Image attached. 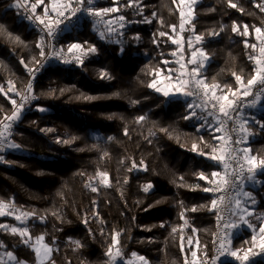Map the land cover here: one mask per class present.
<instances>
[{
	"label": "trees",
	"instance_id": "obj_1",
	"mask_svg": "<svg viewBox=\"0 0 264 264\" xmlns=\"http://www.w3.org/2000/svg\"><path fill=\"white\" fill-rule=\"evenodd\" d=\"M96 2L98 7L112 4V0ZM120 2L123 4L125 0ZM14 3L15 0H0V24L13 36H19L24 44L10 43L5 37H0V86L12 81L22 87L26 80V68L20 59L28 63L33 55L38 57L39 50L35 47L38 33L28 26L20 10L11 7ZM142 3L147 5L143 9L144 15L151 18L155 12L163 19L164 26L158 20L150 24L140 23L138 21L143 17L134 15L133 9L122 8L120 14L131 21H137L121 29L123 36L120 38L124 40L125 50L123 54L119 51L122 45L99 40L96 32L91 30L92 21L84 19L61 33L58 42L61 46L88 41L97 46L98 54L85 58L83 67L57 63L44 68L39 75L35 94L47 92L49 88L75 87L58 99L40 96L32 108L22 115L14 140L23 145L24 150L10 151L5 157L19 161L24 167L0 164V200L9 202L12 198L18 208L48 214L46 224L29 220L27 226L33 236L48 231V242L55 237L60 248L58 253H53L56 264H66V258L72 264H80L81 258H86L91 264H102L106 259L104 251L107 241L100 235V225L92 218L93 200L97 205L95 211L105 222L106 233H110L113 228L125 230L120 240L127 258H131V253L135 252L147 258L149 264H183L184 253L180 250L182 235L185 250L186 240L192 235L194 242L198 239L201 246L207 245L208 254L210 252L214 216L206 211L187 213L191 226L198 229L194 234L191 227L184 226L179 216V201L190 207L204 203L207 194L180 188L173 183L174 180L180 183V176L190 185L204 183L198 181L193 173L211 170L208 167L211 162L189 149L198 135L207 140L208 133L204 130L197 133L200 120L186 121L182 118L186 114V102L183 99L169 101L147 87L152 79L146 74L149 67L158 65L162 58L172 61L173 57L169 53L177 47L167 37H159L158 31L172 34L167 25L174 24L178 29L180 13L172 0H142ZM239 4L245 14L227 8L226 0H200L193 21L195 31L205 35L206 51L215 53L211 63L206 65L205 75L208 80L215 78L220 84L235 86L232 72L247 77L253 68V63L248 59L251 49H245L242 42L245 38L233 33L231 24L237 21L262 26L264 13L255 8L252 0H239ZM211 8L216 11H209ZM221 24L227 27L219 36L207 35L209 29L218 30ZM187 28L188 25L183 41L185 59L190 56L187 40L192 37V32ZM135 34H139V42L131 41ZM154 34H157L156 39L162 41L160 47L153 44ZM247 39L254 43V34ZM161 52L164 57L160 56ZM33 66L29 64V67ZM169 66L173 67L174 64ZM102 70L111 73L114 79H98V73ZM81 91L99 96L100 99L91 102L76 100L75 97ZM133 100L139 103L133 105ZM36 105L48 108V112H38ZM0 108L5 112L11 110L9 99L2 93ZM246 113L264 120L263 109H250ZM113 114L112 120L107 119ZM140 115H146L147 120L136 124L135 118ZM32 121L37 123L33 124ZM125 127L129 136L124 135ZM161 127L169 130L171 138L167 133L159 131ZM40 128H53L55 131L46 134ZM254 130L259 134L250 137L249 144L253 154L264 155V133L259 132L258 125ZM57 136L62 139L76 136L78 139L69 145L57 144ZM108 137L113 139L109 140ZM149 140L152 142L149 143ZM141 159L148 171H126L133 161L139 164ZM97 170L107 171L111 187L100 188L98 193H92L85 185L90 182L89 177H95ZM38 172L43 174L37 175ZM125 177L128 178L126 184L123 183ZM260 179L264 181V176ZM91 182L98 183L99 177ZM147 182H151L154 187L145 194L142 186ZM253 191L257 197L256 214H264V183L256 185ZM157 201L161 202L157 204ZM149 204L154 207L145 212L143 209ZM52 211L62 213L64 223L52 216ZM85 214L89 220L87 226L81 222ZM162 221L166 222L164 228L159 227ZM0 223L19 224L12 216L0 217ZM253 223L259 226L261 221L254 219ZM173 225L177 226L175 233L171 231ZM56 228L62 231H55ZM88 228L92 229L95 238L89 236ZM251 235V230L243 229L233 240V247H240L242 241L250 239ZM0 240L19 258L34 264L33 253L18 245V237L0 231ZM70 240H79L86 247L73 252ZM197 251L200 255L201 250ZM255 264H264V260Z\"/></svg>",
	"mask_w": 264,
	"mask_h": 264
},
{
	"label": "snow or ice",
	"instance_id": "obj_2",
	"mask_svg": "<svg viewBox=\"0 0 264 264\" xmlns=\"http://www.w3.org/2000/svg\"><path fill=\"white\" fill-rule=\"evenodd\" d=\"M177 2L180 13L179 31L183 33L186 30L185 26L188 25L187 30L192 32V37L187 40L190 56L185 59L182 38L177 39L173 35L177 32L176 25H167L172 34L158 31L159 37H167L172 44L177 46L176 50L169 53L176 59L173 62L162 58L158 65L150 66L146 74L150 75L152 79L147 83V87L166 100L183 99L186 102V114L182 118L186 121L200 120L201 123L196 129L197 133L201 130L208 133L207 140L204 136L198 135L189 149V151L211 162L208 166L211 170H198L193 173L198 181L204 183L190 185L184 181L183 176L179 177L180 183L175 180L173 183L180 188L198 190L207 194L204 203L194 204L190 207L183 201H179L181 208L179 216L184 222V226L191 227V232L196 233L198 229L191 226L190 218L186 214L200 211L211 213L217 226V231L214 233L215 238L212 241L215 254L212 256H209L206 251L207 245L201 246L198 239L194 242L192 235H189L186 240L187 250H185L184 237L181 236L180 250L181 253H184L183 264H222L221 258L223 257H231L240 261L241 264H247L249 257L257 254L254 249L259 248L261 252H264V214H256L257 197L252 191L247 190V185L255 186L264 183L260 179L261 176H264V155L253 154V149L249 144V138H254L255 135L259 134L254 130L256 125L259 126V132L264 133V120L249 115L245 111L248 108L264 107L262 104V100H264V21H262V26L232 22L231 31L244 37L242 42L245 49H251L248 53V59L253 63V68L247 77L242 73L233 71L235 86L220 84L215 78L208 80L205 75L206 65L211 63L215 53L206 51L204 47L205 35L197 33L193 24L200 0H172L173 4H177ZM252 2L255 8L264 13V0H252ZM226 5L227 8L245 14L239 0H226ZM146 6L142 0H125L123 4L120 0H112L111 6L108 7H98L96 0H15L11 7L18 10L22 9L23 18L38 29L35 47L39 51L38 57L33 55L28 63H25L23 58L20 59V63L25 66L30 77L23 94L12 81H8L7 89L0 86V93H4L6 96L7 93H13L14 96L20 97L19 102L13 97H8L12 105L10 113L0 108V113H3L0 116V164L24 167L19 161L6 159L3 153L24 150V146L14 140V129L16 124L21 121L26 106L31 108V102L39 99L40 96L58 99L75 87L72 85L59 89L49 88L47 92H42L39 95L34 94L33 82L48 61L58 60L65 65L75 64L77 67H83L85 58L89 55L98 54L97 46L88 41L57 46L54 42L60 34L70 27H74L81 17H89L92 20L93 31L98 34L99 40L122 45L119 51L123 54L125 51L123 48L124 40L120 38L123 36V32L120 30L124 29L127 24L137 23V21H131L125 15L120 14L122 8L133 9L134 15L143 17L141 21H138L140 23L150 24L153 20H158L161 26H164L163 19L158 17L155 12L152 13L151 18L144 15L143 9ZM209 11H216V9L211 8ZM226 27V25L221 24L218 30L209 29L207 35L209 37L219 36ZM251 34H254V43H250L247 39ZM156 35L154 34L153 44L160 47L162 41L156 39ZM0 37H5L10 43L24 44L19 36H13L2 24H0ZM131 41L139 42V34L133 35ZM178 52L179 56L177 55ZM160 56L164 57V53L161 52ZM173 63L177 67L169 66ZM29 64H34L35 67H29ZM161 75H163L162 81ZM98 79L111 81L114 77L106 70H102L98 73ZM75 99L91 102L100 99V97L81 91ZM131 103L135 105L139 101L133 100ZM36 110L42 114L48 112V108L40 105H36ZM113 118L114 114L107 117L109 120ZM121 119L123 118L121 117ZM146 120V115H140L135 118V123L141 124ZM32 123L36 124L37 122L32 121ZM230 123L231 126H229ZM40 131L47 134L55 130L53 128H40ZM159 131L167 133L171 138V133L167 128L161 127ZM124 135L129 136L127 127H125ZM76 139H78L76 136L63 139L57 136L55 143L69 145ZM108 139L112 140L113 138L108 137ZM148 142L151 143L152 141L149 140ZM104 155L106 156L107 152ZM133 170L148 171V168L141 159L139 164L133 161L131 166L126 169L128 172ZM42 174V172L37 173V175ZM95 177H99L98 183L91 182ZM95 177H89L90 182L85 185L92 193H98L100 188L111 187L107 171L97 170ZM123 183H128L127 177L124 178ZM153 187L151 182H147L142 186V191L147 194ZM160 202L157 201L156 203L159 204ZM92 204V218L100 225V235L105 237L107 241L104 251L106 259L102 264H149L147 258L135 252L131 253V258L125 257L120 240L125 230L113 228L110 233H106L105 222L95 211L96 201L93 200ZM152 207L154 205L149 204L143 210L147 212ZM51 215L60 223H64L62 213L52 211ZM4 216H12L19 225H25L16 226L0 223V231L18 237V245L33 253L34 264H56L53 253H58L60 248L55 237L52 238L51 242H48L46 241V237L49 235L48 231L45 230L39 235L33 236L30 227L27 226L29 220L46 224L47 213L41 214L36 210L26 211L22 207L18 208L14 200L9 202L0 200V217ZM132 219L135 220V217ZM254 219L261 221L259 226L253 223ZM81 222L86 226L89 224L87 214L84 215ZM165 226L166 222L162 221L159 224L161 228ZM242 227L251 230V238L243 240L240 247H233V240L239 235ZM147 230L150 231L151 229L148 228ZM55 231H62V229L56 228ZM171 231L175 233L177 226H171ZM88 234L95 238L91 228H88ZM69 244L72 246L73 252L86 247L79 240H70ZM245 245L247 247H244ZM198 249L201 250L200 255H198ZM0 264H29V262L8 250V245L0 240ZM66 264H72L71 260L66 258ZM80 264H91V262L86 258H81Z\"/></svg>",
	"mask_w": 264,
	"mask_h": 264
},
{
	"label": "built area",
	"instance_id": "obj_3",
	"mask_svg": "<svg viewBox=\"0 0 264 264\" xmlns=\"http://www.w3.org/2000/svg\"><path fill=\"white\" fill-rule=\"evenodd\" d=\"M20 11L22 12V15H24L23 10L20 9ZM84 19H85V20L92 21L91 18H89V17H81L80 21H82V20H84ZM25 22L28 24V26H30L32 29H34L35 32L38 33V29H36V28H35L32 24H30L27 20H25ZM120 31H121V30H120ZM60 35H61V34H60ZM59 40H60V36H59L58 39L54 42V43L57 44V46H60L59 43H58ZM46 51H47V49H46ZM57 63H60V62H59L58 60H49L48 63L45 65V67H46V66H52V65H55V64H57ZM69 65H72V64H69ZM33 67H35V65H34ZM45 67H44V68H45ZM44 68L41 69L40 72L36 75V79H35V81L33 82V85H34V94H35V91H36V87H37V83H38L39 75L43 72ZM25 76H26V80H25V82H24V84H23L22 87H18L16 84H14L15 87H16L18 90H21L22 94H23V91L26 90V85H27V83H28V81H29V78H30L29 75H28L27 69H25ZM3 87H4L5 89H7V87H8V82H5V83L3 84ZM2 94H3L5 97H7V98H8V97H13V98L17 99L18 102H19V100H20V97H19V96H14L13 93H7V96H6L4 93H2ZM249 99H251V98H249ZM9 101H10V100H9ZM35 101H36V100L32 101V102H31V105H33ZM31 108H32V106H31ZM31 108H28V107L26 106V109H25L24 113L28 112ZM11 109H12V105H11ZM250 109H251V108L245 109V111L250 110ZM10 111H11V110H10ZM9 113H10V112H9ZM24 113H23V114H24ZM18 125H19V123L16 124L15 129H14V132L16 131ZM229 126H231V123L229 124ZM9 152H10V151H7V152L3 153V155L8 154ZM9 201H13V199L11 198ZM216 231H217V226H216V222H215V219H214V230H213V234H212V238H211V243H210V252H209V256H212V255L215 254V253H214V249H213V245H212V241H213V239L215 238L214 233H215ZM255 252H256L257 254H256V255H252V256H250V257H249V261L247 262V264H255V263H257V262H260V261H263V260H264V252H261L259 248H258ZM221 260H222V263L228 262V263H233V264H241L240 261H237V260H235V259H233V258H231V257H223V258H221Z\"/></svg>",
	"mask_w": 264,
	"mask_h": 264
},
{
	"label": "rangeland",
	"instance_id": "obj_4",
	"mask_svg": "<svg viewBox=\"0 0 264 264\" xmlns=\"http://www.w3.org/2000/svg\"><path fill=\"white\" fill-rule=\"evenodd\" d=\"M179 7V5H178V2H177V8ZM92 24V23H91ZM185 28H186V26H185ZM91 30L93 31V25H92V27H91ZM186 32V30L183 32V33H180V31H179V28L177 29V32L175 33V36H176V38L177 39H181L182 38V43H183V41H184V33ZM96 35H97V37H98V34L96 33ZM60 45V44H59ZM61 46V45H60ZM177 55L179 56V52L177 53ZM175 59L176 58H174L173 57V62L175 61ZM183 62V61H182ZM174 64V66L173 67H177V65L175 64V63H173ZM160 79H161V81L163 80V75L160 77ZM263 101V100H262ZM259 107V106H258ZM257 107V108H258ZM261 109H263L264 110V107H259V109L258 110H261ZM256 186V185H255ZM255 186H253V185H247V190H249V191H252L253 193H254V189L256 188ZM256 206V205H255ZM261 214H263V213H260L259 215H261ZM16 226H25V225H19V224H17ZM243 229H247V228H244V227H242L241 228V230L240 231H242Z\"/></svg>",
	"mask_w": 264,
	"mask_h": 264
},
{
	"label": "crops",
	"instance_id": "obj_5",
	"mask_svg": "<svg viewBox=\"0 0 264 264\" xmlns=\"http://www.w3.org/2000/svg\"><path fill=\"white\" fill-rule=\"evenodd\" d=\"M231 98V97H230ZM264 101V100H263ZM263 101H262V104H263ZM257 109H259V107L257 108ZM219 135V134H218ZM256 187V186H255Z\"/></svg>",
	"mask_w": 264,
	"mask_h": 264
}]
</instances>
